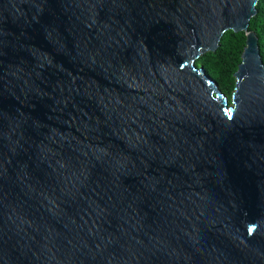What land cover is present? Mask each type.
I'll use <instances>...</instances> for the list:
<instances>
[{"label":"water","instance_id":"water-1","mask_svg":"<svg viewBox=\"0 0 264 264\" xmlns=\"http://www.w3.org/2000/svg\"><path fill=\"white\" fill-rule=\"evenodd\" d=\"M257 2L0 0V264H264Z\"/></svg>","mask_w":264,"mask_h":264},{"label":"trees","instance_id":"trees-1","mask_svg":"<svg viewBox=\"0 0 264 264\" xmlns=\"http://www.w3.org/2000/svg\"><path fill=\"white\" fill-rule=\"evenodd\" d=\"M256 10L257 15L250 21L249 31L254 32L258 37L264 64V0H258ZM245 44L244 33L227 32L217 51L204 55L196 63V66L202 67L229 99L235 88L234 74L241 63Z\"/></svg>","mask_w":264,"mask_h":264}]
</instances>
